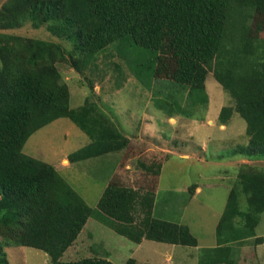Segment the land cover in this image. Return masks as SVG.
Here are the masks:
<instances>
[{"label": "trees", "instance_id": "1", "mask_svg": "<svg viewBox=\"0 0 264 264\" xmlns=\"http://www.w3.org/2000/svg\"><path fill=\"white\" fill-rule=\"evenodd\" d=\"M27 23L75 45L66 52L59 44L5 33ZM124 36L156 54V79L187 88L190 97L203 93L212 76L232 100L221 108L219 124L235 113L246 124L248 144L232 154L264 161V0H0V248L7 243L37 249L49 264H116L100 238L85 232L93 217L134 246L144 240L198 245L187 226L152 215L160 164L138 163L145 175L137 173L134 182L116 172L93 210L53 166L21 153L34 132L66 118L90 139L68 156L69 163L123 150L124 169L140 145L88 97L70 108L69 87L56 66L68 63L82 74L98 52ZM261 214L264 169L241 165L216 225L217 246L203 250L198 264H237L230 245L253 238L261 243L255 239ZM96 245L106 256L95 253ZM86 250L90 255L78 258ZM68 252L78 259L64 260ZM127 256L121 264H135ZM0 264L8 261L0 257Z\"/></svg>", "mask_w": 264, "mask_h": 264}, {"label": "rangeland", "instance_id": "2", "mask_svg": "<svg viewBox=\"0 0 264 264\" xmlns=\"http://www.w3.org/2000/svg\"><path fill=\"white\" fill-rule=\"evenodd\" d=\"M5 33L59 44L66 52L75 45L73 40L61 41L52 37L45 26L36 29L29 23ZM155 55L134 45L129 36H124L98 52L95 63L82 74L74 71L68 63L56 65L61 79L69 87L70 108L81 106L88 97L108 114L122 134L137 143L136 147L140 145L141 149L131 155L123 170H119L123 150L69 163L68 156L90 143V139L66 118H59L34 132L23 145L21 153L53 166L93 210L116 172L126 183L134 182L137 173H145L138 163L160 164L153 217L181 225L190 223L195 238L199 239L201 254L205 249L216 247L217 212L222 214L225 208L239 167L248 165L264 169V161H249L232 154L236 146L248 144L246 124L236 113L226 125L219 124L221 108L230 106L232 100L212 76L206 78L203 93L195 92L190 97L187 88L153 76L152 59ZM202 98L205 101H201ZM170 113H173V119L168 117ZM185 155H190L191 159L186 160L183 158ZM201 183L211 185L209 188L202 186L203 192L198 197L205 205L204 209L190 200L193 192V189L189 190L190 187ZM239 204L241 210L247 209L243 194L239 195ZM90 231L97 239L105 236L107 231L113 234L111 238L116 239L108 248L115 258L126 257L135 248L94 217L90 218L85 228V232ZM255 234V239L262 238L261 243L253 238L245 241L244 245H230L231 248L237 245V248L243 249V260L236 261L237 264H264L260 262L264 260V214L260 215ZM81 241L79 247H82ZM142 250L138 249L137 256L145 254ZM182 250L186 252V248ZM99 252H103V249L101 245H96L95 253ZM89 253L87 250L81 251L78 258L87 257ZM70 255L68 252L64 260L77 258ZM0 257L6 259L8 264H49L44 252L7 243L1 245Z\"/></svg>", "mask_w": 264, "mask_h": 264}, {"label": "crops", "instance_id": "3", "mask_svg": "<svg viewBox=\"0 0 264 264\" xmlns=\"http://www.w3.org/2000/svg\"><path fill=\"white\" fill-rule=\"evenodd\" d=\"M170 119H173V118L171 117ZM185 156L186 157H183V158H186V160L191 159L190 155H185ZM221 180H223V179H221ZM202 186L209 188L211 185L209 183H207V184L201 183V185L193 184L191 186L193 189V192H192V195L190 197V200L194 201L195 204H198L199 207L204 209L205 205L198 200L199 195H201L203 192ZM182 191H185V190H182ZM154 206H155V203H154ZM154 206H153V210H152V215H154V213H155L154 212L155 211ZM217 213H219V216H221L220 211H218ZM217 216H218V214H217ZM219 216H218V221L220 219ZM181 217H183L182 214H181ZM178 224H180V223H178ZM182 224L187 226L189 231L191 232V234H193V236L195 237L194 232H192V230L189 227L190 223H182ZM101 232H104V230H102ZM104 234H105V236L100 237V242L103 245V248L106 250L105 252L106 253L109 252V253H107L108 259L115 262L116 264H117V262H119L120 264L123 263L129 257L126 256V257L120 258L118 256L115 258V256L111 252V250H109L108 245L109 244L112 245V240L116 239V238H111V235H113V234H111V232L107 231ZM195 234H197V233H195ZM145 241L146 240L142 241L139 245L135 246L134 250H131L130 256L134 259L135 264H140V263L166 264L169 262L172 263L174 261H176L177 264H198L199 255H200L199 251L201 250L198 245L196 247H184V246H179V245L178 246L177 245H167V244H161V243H155V242H154V244H148ZM150 242H152V241H150ZM197 243L199 244V239H197ZM242 244L244 245V243H242ZM216 246H217V244H216ZM239 246H241V244H239ZM180 247H182V248L179 249ZM234 247H232L233 257H234L235 261L239 262L240 260H243V256H241L243 254V249L239 248V247H238L239 248L238 249L237 245ZM141 248L143 249L142 252L145 251V254H142L141 256H137V251H138V249H141ZM184 248H186V252H185V250H182ZM187 249H189V250H187ZM98 255L106 256L104 253V250L101 253L99 252ZM260 262L263 263L264 260H261Z\"/></svg>", "mask_w": 264, "mask_h": 264}]
</instances>
